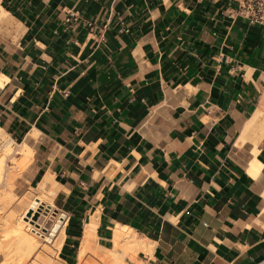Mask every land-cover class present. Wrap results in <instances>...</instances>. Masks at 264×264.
Here are the masks:
<instances>
[{"label":"crops","instance_id":"obj_1","mask_svg":"<svg viewBox=\"0 0 264 264\" xmlns=\"http://www.w3.org/2000/svg\"><path fill=\"white\" fill-rule=\"evenodd\" d=\"M231 10L0 0V129L42 176L18 205L59 196L64 264L93 222L139 264H264V29Z\"/></svg>","mask_w":264,"mask_h":264},{"label":"bare ground","instance_id":"obj_2","mask_svg":"<svg viewBox=\"0 0 264 264\" xmlns=\"http://www.w3.org/2000/svg\"><path fill=\"white\" fill-rule=\"evenodd\" d=\"M7 137L0 129V143ZM3 146L4 152L0 155V184H5V190H0V207L3 208L0 215V260L1 257L3 259L0 264H15V262L16 264H53L52 248H56L57 241L59 244L57 248H60L61 241L58 239L64 233L59 235V232L62 233L64 230L60 231V228L65 227V221L60 214L55 212L58 209L51 204V199L44 194L40 200L37 198L38 203L33 204V201H30V205L22 212L18 213L9 209L13 203L20 200H15L17 197L12 192V184L23 172L22 170L28 166L32 152L25 143L14 145L8 139L5 140ZM13 153L21 155V158L13 159L15 160L13 167L8 172L6 162ZM260 169L261 165L258 163L252 164L251 175L257 177ZM45 180L51 182L52 187L57 185L56 181H51L50 177H46ZM45 188L47 187L45 186ZM94 229V222L87 227L78 252L79 264H82L89 255L95 257L101 264H133L139 251L145 250L147 247L135 233L119 231L115 232L112 248L100 247L95 243Z\"/></svg>","mask_w":264,"mask_h":264},{"label":"rangeland","instance_id":"obj_3","mask_svg":"<svg viewBox=\"0 0 264 264\" xmlns=\"http://www.w3.org/2000/svg\"><path fill=\"white\" fill-rule=\"evenodd\" d=\"M10 140L8 137L6 138V139H4V143H5V140ZM0 143V155H2L3 154V152H4V146H3V144L4 143ZM15 145V144H14ZM18 155H16V153H13V155L12 156H9V158L7 159V162H6V164H7V166H6V170L9 172V171H11V167H13V163H14V161L15 160H17L18 159ZM15 158V160H13ZM33 163H34V152H33V160H32V164H30V165H28L25 169H24V172H22L17 178V184H18V189L16 190V188H15V181L13 182V186H12V192H13V194H15L16 195V197L17 198H15V200H17V199H21V198H23V197H32V196H34V191H36V188H37V185H38V183H39V181L41 180V178H42V176H41V174H37L36 172H35V167H34V165H33ZM23 171V170H22ZM0 190L1 191H4L5 190V184H3V183H1L0 184ZM0 191V192H1ZM42 197H38V199L40 200ZM38 199H36V200H34L33 201V204H36V203H38ZM20 202V200H18L15 204L13 203L10 207H9V209H13L15 212H22L23 211V209L24 208H26V207H28V206H25V207H20L19 205H18V203ZM55 207H57V211L55 210V212L56 213H58V211H60V212H64L63 211V209H61V207H60V204H59V196L57 197V199L55 200ZM2 211H3V208H1L0 207V215L2 214ZM61 230L60 231H62L64 228H60ZM64 233V230L62 231V233H60L59 232V235L60 234H63ZM65 236V233H64V235H61V238L62 237H64ZM60 237V236H59ZM59 238L58 240L59 241H61L60 243L62 244L63 242H64V238ZM61 239V240H60ZM62 240H63V242H62ZM60 244V248L62 249V245ZM55 245H56V248L58 247V241L55 243ZM52 248L53 249V254H51V256H52V259H53V264H64L62 261H61V255L59 254V251H61L60 250V248ZM56 249V250H55ZM52 253V252H51ZM57 255V256H56ZM59 258V259H58ZM2 257H1V260L0 261H2ZM135 261H134V263L133 264H139L138 263V258L136 257L135 259H134ZM15 264H16V262H15ZM46 264V263H45ZM82 264H101L95 257H93L92 255H89V256H87L86 258H85V260L82 262Z\"/></svg>","mask_w":264,"mask_h":264},{"label":"built area","instance_id":"obj_4","mask_svg":"<svg viewBox=\"0 0 264 264\" xmlns=\"http://www.w3.org/2000/svg\"><path fill=\"white\" fill-rule=\"evenodd\" d=\"M232 6L231 18H244L250 24H258L264 29V0H228ZM104 34L99 36V42L104 39ZM66 222V212L58 211Z\"/></svg>","mask_w":264,"mask_h":264}]
</instances>
